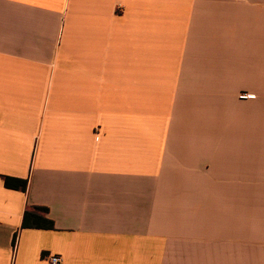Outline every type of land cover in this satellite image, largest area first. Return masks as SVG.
<instances>
[{"label": "crops", "instance_id": "obj_1", "mask_svg": "<svg viewBox=\"0 0 264 264\" xmlns=\"http://www.w3.org/2000/svg\"><path fill=\"white\" fill-rule=\"evenodd\" d=\"M51 256L264 264V0H0V264Z\"/></svg>", "mask_w": 264, "mask_h": 264}, {"label": "trees", "instance_id": "obj_2", "mask_svg": "<svg viewBox=\"0 0 264 264\" xmlns=\"http://www.w3.org/2000/svg\"><path fill=\"white\" fill-rule=\"evenodd\" d=\"M4 184L7 188L22 190L23 192H26L28 188L27 179L5 176ZM48 213L49 209L45 207H33L32 209H28L24 214L22 227L53 230L54 222L47 217Z\"/></svg>", "mask_w": 264, "mask_h": 264}, {"label": "built area", "instance_id": "obj_3", "mask_svg": "<svg viewBox=\"0 0 264 264\" xmlns=\"http://www.w3.org/2000/svg\"><path fill=\"white\" fill-rule=\"evenodd\" d=\"M247 96H248L247 94H242L241 97L245 98ZM49 260L52 264H61V262H62V258H60L58 256H51V257H49Z\"/></svg>", "mask_w": 264, "mask_h": 264}]
</instances>
